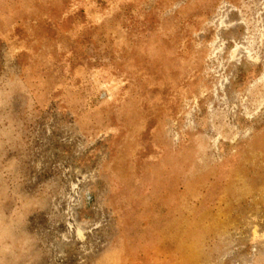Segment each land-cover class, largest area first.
Wrapping results in <instances>:
<instances>
[{
	"label": "rangeland",
	"instance_id": "obj_1",
	"mask_svg": "<svg viewBox=\"0 0 264 264\" xmlns=\"http://www.w3.org/2000/svg\"><path fill=\"white\" fill-rule=\"evenodd\" d=\"M0 264H264V0H0Z\"/></svg>",
	"mask_w": 264,
	"mask_h": 264
}]
</instances>
